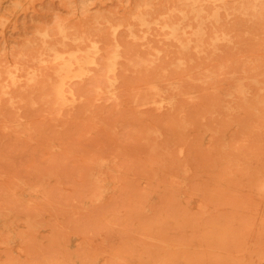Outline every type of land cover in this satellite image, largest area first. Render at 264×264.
<instances>
[{
    "label": "rangeland",
    "instance_id": "rangeland-1",
    "mask_svg": "<svg viewBox=\"0 0 264 264\" xmlns=\"http://www.w3.org/2000/svg\"><path fill=\"white\" fill-rule=\"evenodd\" d=\"M0 264H264V0H0Z\"/></svg>",
    "mask_w": 264,
    "mask_h": 264
},
{
    "label": "bare ground",
    "instance_id": "bare-ground-1",
    "mask_svg": "<svg viewBox=\"0 0 264 264\" xmlns=\"http://www.w3.org/2000/svg\"><path fill=\"white\" fill-rule=\"evenodd\" d=\"M195 3V0H192ZM192 16L195 19V9H192L189 12H183L181 14V18H189ZM138 21L141 24L146 23L147 19V14L145 13H139L137 14ZM165 21V20H164ZM167 23H165L166 25ZM185 29H181L180 26L178 25H173L170 26L169 29V34L173 36V38L178 41L179 34L180 33H185ZM180 47H182L184 50H188L189 47L191 46V40H180L179 41ZM99 49L95 45L94 48H84V49H77V52H69L67 49H63L60 52H55L53 56L50 58V60H53L54 63L53 65L55 66V71L58 74L59 82L55 85V92L57 93L56 100L58 103H65L66 97H67V89H65V81L67 78H72L74 76H78L83 74L84 67L86 64H95L97 60V54ZM65 52L67 54H65ZM114 55H108L106 56V68H105V73L109 74L110 71L115 70V67L111 65L112 59H117V56ZM117 61V60H116ZM105 65V64H104ZM103 65V66H104ZM147 95L149 97L143 99V103H156L159 98V88L156 86H151L149 87V90L147 92Z\"/></svg>",
    "mask_w": 264,
    "mask_h": 264
}]
</instances>
